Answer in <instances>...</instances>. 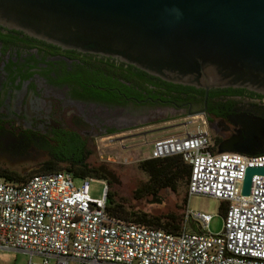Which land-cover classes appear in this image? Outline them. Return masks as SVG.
<instances>
[{"label": "built area", "instance_id": "obj_1", "mask_svg": "<svg viewBox=\"0 0 264 264\" xmlns=\"http://www.w3.org/2000/svg\"><path fill=\"white\" fill-rule=\"evenodd\" d=\"M171 154L188 165L186 195L225 203L218 233L203 230L209 214L187 209L176 232L115 218L105 210L104 180L91 197L92 177L76 185L54 170L19 182L0 177V256L26 253L25 264H264V175L253 174L248 194H240L245 166L264 165V153L215 152L200 128L153 139L146 158Z\"/></svg>", "mask_w": 264, "mask_h": 264}, {"label": "flooded vegetation", "instance_id": "obj_2", "mask_svg": "<svg viewBox=\"0 0 264 264\" xmlns=\"http://www.w3.org/2000/svg\"><path fill=\"white\" fill-rule=\"evenodd\" d=\"M87 57L127 66L0 26V158L6 163L45 160L58 136L82 144L86 159L87 145H93L98 135L137 127L148 133L190 117L200 119L214 148L264 153V94L222 87L204 95L201 88L154 77L142 81L138 97L121 93L123 103L104 102L87 93L93 85L82 75ZM117 72L112 76L129 85ZM103 110L110 116L104 117ZM254 120L263 126L250 134L249 122Z\"/></svg>", "mask_w": 264, "mask_h": 264}, {"label": "water", "instance_id": "obj_3", "mask_svg": "<svg viewBox=\"0 0 264 264\" xmlns=\"http://www.w3.org/2000/svg\"><path fill=\"white\" fill-rule=\"evenodd\" d=\"M0 26L204 95L222 87L264 94V0H0ZM262 126L249 122L250 134ZM253 174L264 175V165L245 166L241 195Z\"/></svg>", "mask_w": 264, "mask_h": 264}, {"label": "rangeland", "instance_id": "obj_4", "mask_svg": "<svg viewBox=\"0 0 264 264\" xmlns=\"http://www.w3.org/2000/svg\"><path fill=\"white\" fill-rule=\"evenodd\" d=\"M108 110H103V116H110ZM144 127L125 129L113 134L98 135L93 145L88 144V154L85 161L93 168L102 167L110 171L115 181H110L107 190L113 198L125 208L140 210L150 214H160L175 211L183 214L184 209L191 212L209 214V219L203 228L209 234H216L222 227V214L218 211V199L198 194L186 195L185 204L180 202L185 195V183L179 182L175 192L162 189L156 194H140L132 196V190L146 180V175L137 167V161L146 158L149 153L151 141L158 137H166L184 132L196 131L203 128L202 122L196 117L186 118L178 123L160 126L152 132H138ZM134 132V133H132ZM41 161L32 164H8L0 158V168L16 171L21 175L30 174L38 167ZM101 179L93 178L88 181V191L91 197H98L101 193ZM74 184H79L77 177H72ZM178 205V209L177 206ZM187 231H196L189 223ZM27 254L22 252H7L0 256V264H25ZM31 260L38 261L37 256Z\"/></svg>", "mask_w": 264, "mask_h": 264}, {"label": "trees", "instance_id": "obj_5", "mask_svg": "<svg viewBox=\"0 0 264 264\" xmlns=\"http://www.w3.org/2000/svg\"><path fill=\"white\" fill-rule=\"evenodd\" d=\"M85 63L86 70L82 75L88 80V83L93 82L87 93L104 102L123 103L119 96L121 93L138 97L140 90L143 89L142 81L154 78V76L148 75L128 64L125 69L114 67L107 59H90V57H87ZM130 69H134V71L131 72ZM115 71H118L117 74L121 79L129 81V85L113 77L112 73ZM86 153L83 151L82 144L78 145L73 140L58 136L56 144L48 150V157L41 161L38 167L30 174L64 170L73 177L89 176L102 179L107 185H110V180L99 172L97 168H93L85 161ZM137 167L146 175V180L132 190L133 197L146 193L154 195L162 189H169L175 192L179 182H184L186 186L189 168L179 154H171L159 158H144L137 161ZM30 174L21 175L14 170L0 168V177L12 182H19ZM104 199L106 212L115 218L133 221L146 226L159 227L171 232H176L181 227L182 213L178 214V212L171 211L150 214L140 210H131L115 201L113 194L107 189ZM185 200L186 193L180 200L182 205L185 204ZM176 207L178 209V205ZM224 210L225 203L220 201L218 211L223 215Z\"/></svg>", "mask_w": 264, "mask_h": 264}]
</instances>
